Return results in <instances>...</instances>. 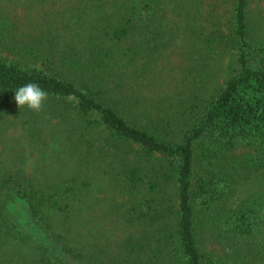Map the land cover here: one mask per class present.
Wrapping results in <instances>:
<instances>
[{
    "label": "trees",
    "instance_id": "trees-1",
    "mask_svg": "<svg viewBox=\"0 0 264 264\" xmlns=\"http://www.w3.org/2000/svg\"><path fill=\"white\" fill-rule=\"evenodd\" d=\"M249 3L0 0V264H264ZM27 82L39 113L14 102Z\"/></svg>",
    "mask_w": 264,
    "mask_h": 264
},
{
    "label": "rangeland",
    "instance_id": "rangeland-1",
    "mask_svg": "<svg viewBox=\"0 0 264 264\" xmlns=\"http://www.w3.org/2000/svg\"><path fill=\"white\" fill-rule=\"evenodd\" d=\"M249 8L252 9V14L254 15V17L258 18L259 20H261V22L264 23V0H250ZM220 14H221L222 18H225L223 11H220ZM6 144L10 145V147L13 148V150L17 146V144H15L16 146H12V144L9 141H6ZM21 155L22 154H20V153H18V155L16 154V160H20V156ZM36 157H37V154H29V155L25 156V158L22 160V162L24 163L23 165H24L25 170H26L27 173H33V169H34V165H35V158ZM56 164H57V167L55 168V170H57L58 168H59V170H63V169H60V167L58 166V163H56ZM55 170L51 171L50 173L56 172ZM252 187H255V186L252 185ZM239 195H240V193L237 192L236 193V197H238ZM170 201H171L170 198L168 200H166V202H165V204L163 206V212L164 213H166V207L168 205H170ZM119 219H121V218L117 217V215L114 216L113 219L110 218L107 221V226H109L111 228V224H112V226H114V228L118 227ZM96 221H97V223H99V222L103 223L104 222V220L99 219V217L97 218ZM96 221L90 220L89 222H87L86 231H89V232H87L86 234H87V237H89V238L91 237L90 231L92 230V228L98 226V225L94 226ZM104 224H106V222ZM99 228H101V227H99ZM112 234L117 237L118 234H121V232L119 230H114V231H112ZM96 243L99 244L100 243V239H96ZM215 246H216V248L218 247L217 245H215Z\"/></svg>",
    "mask_w": 264,
    "mask_h": 264
},
{
    "label": "clouds",
    "instance_id": "clouds-1",
    "mask_svg": "<svg viewBox=\"0 0 264 264\" xmlns=\"http://www.w3.org/2000/svg\"><path fill=\"white\" fill-rule=\"evenodd\" d=\"M47 98V91L35 82H27L14 91V102L20 109L27 107L37 113L42 110Z\"/></svg>",
    "mask_w": 264,
    "mask_h": 264
}]
</instances>
